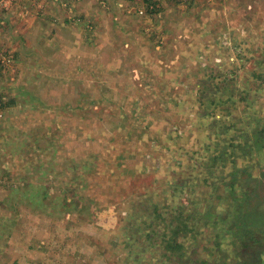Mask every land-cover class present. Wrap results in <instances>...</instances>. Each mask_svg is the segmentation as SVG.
Returning a JSON list of instances; mask_svg holds the SVG:
<instances>
[{
    "label": "rangeland",
    "instance_id": "obj_1",
    "mask_svg": "<svg viewBox=\"0 0 264 264\" xmlns=\"http://www.w3.org/2000/svg\"><path fill=\"white\" fill-rule=\"evenodd\" d=\"M252 116L264 0H0V264H255Z\"/></svg>",
    "mask_w": 264,
    "mask_h": 264
},
{
    "label": "trees",
    "instance_id": "obj_2",
    "mask_svg": "<svg viewBox=\"0 0 264 264\" xmlns=\"http://www.w3.org/2000/svg\"><path fill=\"white\" fill-rule=\"evenodd\" d=\"M252 112L255 113V111H252ZM255 115L257 116V114H255ZM256 116H252V120L253 121L264 122V118H257ZM253 134L254 135H252V136L255 139H257L255 141V144L260 145L259 148H262L261 143H259V141L261 140V136L259 135L258 137H255V133H253ZM241 138H242V136H241ZM247 146H248V144H247ZM205 210H208V208L205 209ZM214 214H217V213H214ZM217 215H218V217H217ZM217 215L213 216V214H209V213L207 214V212H205L204 214L202 213V217L203 216H206L205 217L206 220H204V223L207 224V225H210V226L215 225L217 228H219V224L220 223H223V220L220 218V215L221 214L220 215L217 214ZM178 216H179V219L177 221V224L173 228L174 229V234H172L170 236V238H169L170 239L169 240V244L173 242L174 237H176V236L180 235L181 233L185 232L187 229L189 231L192 230L191 227H187V225L185 224V222H184L183 219H180L181 218V215L178 214ZM235 220L236 221H233V223L231 224V225H233V228L231 227L230 229H226V228L225 229L230 233L231 237L235 238V242H237V243H235V245L241 247L242 246L241 243H238V239H243V237H244V236H241V234H245L246 233V234H249V235H254L255 232L252 233V230L251 229H253V228H251V227H248L249 229L247 228L246 230L243 229L244 228V224L242 222L243 219H240V215H236L235 216ZM262 230H264V229H262ZM262 230H258V231L261 232ZM157 233H158V230L155 232V234H157ZM263 234H264V232H263ZM164 238H166V240H168L167 237H164ZM250 238H252V237H248V239H250ZM257 241H258V238L253 239V242L252 243L257 242ZM241 242H243V241H241ZM219 247L220 246H218V243L217 244L215 243L214 246H213V252L215 251V253H216L217 252V249ZM171 252H173V250H171V249H166L165 250V253H171ZM242 259L244 260V258H242ZM224 260L226 261V259H224ZM225 261H223L222 263L223 264H226ZM238 264H240V263H238ZM255 264H264V258L261 257L259 259V261H257V262L255 261Z\"/></svg>",
    "mask_w": 264,
    "mask_h": 264
},
{
    "label": "built area",
    "instance_id": "obj_3",
    "mask_svg": "<svg viewBox=\"0 0 264 264\" xmlns=\"http://www.w3.org/2000/svg\"><path fill=\"white\" fill-rule=\"evenodd\" d=\"M141 13V12H140Z\"/></svg>",
    "mask_w": 264,
    "mask_h": 264
}]
</instances>
